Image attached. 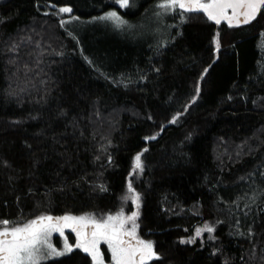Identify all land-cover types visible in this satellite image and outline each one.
<instances>
[{
	"label": "trees",
	"instance_id": "1",
	"mask_svg": "<svg viewBox=\"0 0 264 264\" xmlns=\"http://www.w3.org/2000/svg\"><path fill=\"white\" fill-rule=\"evenodd\" d=\"M161 2L0 0V221L129 216L131 182L150 264H264V9L242 27L177 9L132 38L87 23Z\"/></svg>",
	"mask_w": 264,
	"mask_h": 264
},
{
	"label": "snow or ice",
	"instance_id": "2",
	"mask_svg": "<svg viewBox=\"0 0 264 264\" xmlns=\"http://www.w3.org/2000/svg\"><path fill=\"white\" fill-rule=\"evenodd\" d=\"M117 3L121 7H127L129 0H117ZM158 7L163 12L179 9L181 14L201 13L216 24L225 21L232 27L254 20L264 8V0H162ZM59 11L68 13L71 9L63 7ZM102 19L113 20L117 24L125 23L116 12L108 13ZM216 46L219 47L218 38ZM172 123H175V118ZM142 155L143 153L135 157L133 173L143 171ZM127 191L129 195L125 199L133 200L137 208V211L129 216H125L121 211L101 219L87 214L39 216L22 225L10 224L7 220L0 221V264H42L51 256L63 254L52 245L51 236L55 232L64 237L65 228H71L75 232L77 237L75 246L89 253L94 264H105L100 250L101 243L107 245L113 264H150L152 259L159 257L152 242L144 241L137 235L139 226L136 221L139 216L140 195L135 192L131 182L128 183ZM203 231L211 233L214 229L207 225L204 229L198 228L196 236H200ZM63 244L66 251L71 250L66 237Z\"/></svg>",
	"mask_w": 264,
	"mask_h": 264
},
{
	"label": "rangeland",
	"instance_id": "3",
	"mask_svg": "<svg viewBox=\"0 0 264 264\" xmlns=\"http://www.w3.org/2000/svg\"><path fill=\"white\" fill-rule=\"evenodd\" d=\"M168 13H170V12H163L158 7L155 10H152L150 12V14L147 15L146 17L141 18V19H139L137 21H134V22H125L124 21L125 22L124 24H117L113 20L102 19V17L107 15L106 14V15L102 16L101 18H98V19H95V20H91V21H87V23L89 25H94L96 27H104V28L109 27L111 29L117 28V29L121 30V32H119L120 34L127 35L129 38H132V36L138 30H141L142 28H149L150 25H153V24L156 25L157 22H159L160 18L162 16L167 15ZM217 38H218V36H216L215 39H214L215 45H216ZM128 195H129V193H128ZM64 237L67 238V242L71 246V250L76 247L75 246L76 245V239H71L69 236L66 235L65 232H64ZM64 237H61L59 233H55V232L52 233V236H51L52 245L57 249V251H59V252H61L63 254L66 253V252L71 251V250H67V251L65 250L64 244H63ZM100 250H101V252L103 254L104 261H105L104 250H107V252L109 254V258L111 259V255H110V253L108 251V247H107L106 244L101 243L100 244ZM51 257H55V256H51ZM51 257H49V258H51Z\"/></svg>",
	"mask_w": 264,
	"mask_h": 264
},
{
	"label": "water",
	"instance_id": "4",
	"mask_svg": "<svg viewBox=\"0 0 264 264\" xmlns=\"http://www.w3.org/2000/svg\"><path fill=\"white\" fill-rule=\"evenodd\" d=\"M263 9H264V8H262V9L259 11V13L257 14L256 18L259 16V14L261 13V11H262ZM256 18H255V19H256ZM255 19H254V20H255ZM254 20H252L250 23H247V24H243V23H241V24H239L238 26H232V27H242V26H246V25L251 24ZM211 22H213V21H211ZM213 23H215V22H213ZM221 23H226V24H227V22H225V21H222ZM221 23H220V24H221ZM215 24H216V23H215ZM217 25H219V24H217ZM227 25H228V24H227ZM228 26H229V25H228ZM44 216L60 217V216H64V215H44ZM64 231H66V232H70V233L74 234V236L76 237L75 232H73L71 228H65ZM76 238H77V237H76Z\"/></svg>",
	"mask_w": 264,
	"mask_h": 264
}]
</instances>
